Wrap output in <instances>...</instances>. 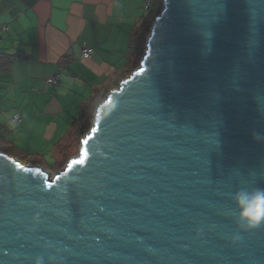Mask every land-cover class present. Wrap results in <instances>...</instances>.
I'll return each mask as SVG.
<instances>
[{
  "label": "water",
  "instance_id": "1",
  "mask_svg": "<svg viewBox=\"0 0 264 264\" xmlns=\"http://www.w3.org/2000/svg\"><path fill=\"white\" fill-rule=\"evenodd\" d=\"M163 4L78 158L0 151V264H264L237 199L264 190V0Z\"/></svg>",
  "mask_w": 264,
  "mask_h": 264
},
{
  "label": "crops",
  "instance_id": "2",
  "mask_svg": "<svg viewBox=\"0 0 264 264\" xmlns=\"http://www.w3.org/2000/svg\"><path fill=\"white\" fill-rule=\"evenodd\" d=\"M144 13L145 0H0V27H9L0 42V151L25 159L36 150L24 145L34 131L58 137L55 148L81 141L73 120L124 79ZM83 47L94 54L83 57ZM56 75L60 84L49 85ZM14 141L19 155L9 151Z\"/></svg>",
  "mask_w": 264,
  "mask_h": 264
},
{
  "label": "trees",
  "instance_id": "3",
  "mask_svg": "<svg viewBox=\"0 0 264 264\" xmlns=\"http://www.w3.org/2000/svg\"><path fill=\"white\" fill-rule=\"evenodd\" d=\"M150 1V5L145 9L139 27L132 33L129 46L128 69L125 71L124 78L128 77L140 65L145 54L147 39L150 35L153 23L163 9V0ZM118 82L116 85H118ZM103 96H100L98 99H95V97L91 98L82 107L78 116L74 118L72 125L75 128L77 139L83 138L90 131L95 120L96 108L103 100Z\"/></svg>",
  "mask_w": 264,
  "mask_h": 264
},
{
  "label": "rangeland",
  "instance_id": "4",
  "mask_svg": "<svg viewBox=\"0 0 264 264\" xmlns=\"http://www.w3.org/2000/svg\"><path fill=\"white\" fill-rule=\"evenodd\" d=\"M8 128L12 130L13 133L15 132L14 127L8 126ZM41 132L42 131H34L30 133L29 136L25 135L24 145L26 146V149L30 147L31 148L36 147L35 148L36 150L35 151L30 150L28 151V154L26 152L25 154L20 155L26 157L25 159H18V158L16 159L21 161L26 166L41 167L49 175V177L54 178L67 167L69 159H71L72 157L73 158L79 157L80 149H81V141H77V143H75L72 140L70 146H66L64 149L63 146L61 145L55 148L54 145L55 143H57L58 137H55V139L53 140L52 136H49L47 134L43 135V133ZM69 141L70 139L68 140V142ZM14 142L16 145H14L13 146L14 148L10 149L9 151L13 154L19 155L20 152L16 151V149H19L20 145L16 141ZM33 143L36 146L33 145ZM37 148L39 149L37 150Z\"/></svg>",
  "mask_w": 264,
  "mask_h": 264
},
{
  "label": "clouds",
  "instance_id": "5",
  "mask_svg": "<svg viewBox=\"0 0 264 264\" xmlns=\"http://www.w3.org/2000/svg\"><path fill=\"white\" fill-rule=\"evenodd\" d=\"M253 137L256 140L261 139L257 133H253ZM237 199L244 209L239 220L242 228L253 230L264 224V190L257 191L254 195L240 193ZM236 239L239 237L237 236ZM35 264H43V258L37 257Z\"/></svg>",
  "mask_w": 264,
  "mask_h": 264
},
{
  "label": "built area",
  "instance_id": "6",
  "mask_svg": "<svg viewBox=\"0 0 264 264\" xmlns=\"http://www.w3.org/2000/svg\"><path fill=\"white\" fill-rule=\"evenodd\" d=\"M150 2H151L150 0H145V9H147V8L149 7ZM8 28H9L8 25H3V26L0 27V42H1V40H2V35H3V33H4L5 31H7ZM93 54H94L93 49L88 48V47H83V48H82V55H83V57H85V58H87V57H91ZM47 83H48L49 85H53V86L59 85V84H60V77H59L58 75H56V76H54V77H51V78H49V79L47 80ZM19 120H20V116H19L18 114L15 115V116L11 119V121H12L13 123L18 122Z\"/></svg>",
  "mask_w": 264,
  "mask_h": 264
}]
</instances>
